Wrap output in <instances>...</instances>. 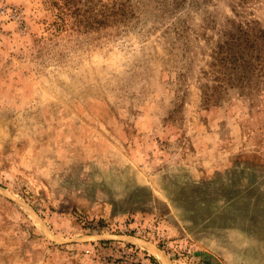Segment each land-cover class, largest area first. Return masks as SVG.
<instances>
[{
	"label": "rangeland",
	"instance_id": "1",
	"mask_svg": "<svg viewBox=\"0 0 264 264\" xmlns=\"http://www.w3.org/2000/svg\"><path fill=\"white\" fill-rule=\"evenodd\" d=\"M232 20L264 0H0V264H264V76L203 99Z\"/></svg>",
	"mask_w": 264,
	"mask_h": 264
},
{
	"label": "trees",
	"instance_id": "2",
	"mask_svg": "<svg viewBox=\"0 0 264 264\" xmlns=\"http://www.w3.org/2000/svg\"><path fill=\"white\" fill-rule=\"evenodd\" d=\"M230 24L221 30L211 55L217 79L203 90L206 104L216 101L214 96L226 85L245 88L253 76H264V28L257 20H232Z\"/></svg>",
	"mask_w": 264,
	"mask_h": 264
},
{
	"label": "crops",
	"instance_id": "3",
	"mask_svg": "<svg viewBox=\"0 0 264 264\" xmlns=\"http://www.w3.org/2000/svg\"><path fill=\"white\" fill-rule=\"evenodd\" d=\"M151 253H155V252H151ZM152 255H154V257H157L155 254H152Z\"/></svg>",
	"mask_w": 264,
	"mask_h": 264
}]
</instances>
